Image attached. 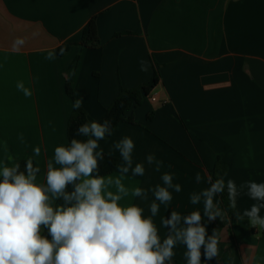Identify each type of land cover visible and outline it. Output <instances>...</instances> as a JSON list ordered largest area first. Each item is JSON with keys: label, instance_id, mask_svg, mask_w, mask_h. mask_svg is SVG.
Here are the masks:
<instances>
[{"label": "crops", "instance_id": "obj_1", "mask_svg": "<svg viewBox=\"0 0 264 264\" xmlns=\"http://www.w3.org/2000/svg\"><path fill=\"white\" fill-rule=\"evenodd\" d=\"M93 17L101 41L96 49L80 45ZM18 36L26 43L16 50ZM65 44L68 50L59 54ZM52 49L56 58L45 59ZM140 60L148 71L140 70ZM155 70L159 84L129 113L134 123H121L99 144L119 165L113 145L123 137L134 141L133 166L143 163L145 174L129 172L126 186L152 189L164 172L181 185L154 217L161 238L168 234L161 217L202 212L190 196L209 186L206 178L217 167L224 166L225 183L233 180L238 188L264 182V0H0V160L6 142L14 162L32 158L43 183L55 147L68 144L74 102L67 83L89 121L98 122L122 89L148 83ZM18 81L31 89L30 98L17 90ZM148 154L163 162L159 172L147 164ZM246 191L237 196L231 221L237 244L221 231L218 264H264V230L238 219L257 203ZM152 200L148 191L147 200L129 196L122 203L140 205L147 216ZM203 223L208 235L216 230L207 217ZM185 251L178 244L173 263L187 264ZM201 253L202 264H211Z\"/></svg>", "mask_w": 264, "mask_h": 264}, {"label": "clouds", "instance_id": "obj_2", "mask_svg": "<svg viewBox=\"0 0 264 264\" xmlns=\"http://www.w3.org/2000/svg\"><path fill=\"white\" fill-rule=\"evenodd\" d=\"M25 43L26 39L18 36L12 47L19 50ZM56 55L55 49L49 50L45 59L54 60ZM139 63L141 71H148L146 61ZM16 88L26 98L32 96L23 81H18ZM81 105L79 98L72 103L73 109ZM77 131L89 138L72 139L70 144L56 146L47 162L43 183L37 181L40 170L32 158L26 160L25 171H20L4 142L5 158L0 160V264H173L178 244L186 245L187 264H202V248L206 260L220 254L221 233L213 230L208 235L203 220L225 218V211L216 201V195L225 187L233 209L237 196L247 190L248 197L257 203L238 215V219L247 218L251 227L264 230V182L248 181L238 188L233 180L225 183L219 177L213 182L208 175L205 182L209 186L190 196L192 205L203 204L202 212L197 209L183 215L173 210L168 218L161 217V226L168 229V234L161 238L154 217L161 205L172 202L173 192L182 190L180 184L173 183L174 175L164 172L160 177L162 183L149 190L126 186L129 172L131 177L145 174L143 163L133 166L135 144L130 137L113 145L123 161L117 166L119 174H94L98 173V161L104 152L99 141L112 134L111 121L93 120ZM19 139L23 142L22 134ZM40 153L39 146L33 148L34 156ZM145 160L160 171L163 162L154 154H148ZM195 179L200 182L204 177L197 173ZM70 184L74 186L71 193L66 191ZM148 191L153 195L148 207L150 215L146 216L140 205L122 203L129 196L147 200ZM59 198L65 203L54 207ZM42 226L48 229L51 239L41 234Z\"/></svg>", "mask_w": 264, "mask_h": 264}, {"label": "trees", "instance_id": "obj_3", "mask_svg": "<svg viewBox=\"0 0 264 264\" xmlns=\"http://www.w3.org/2000/svg\"><path fill=\"white\" fill-rule=\"evenodd\" d=\"M123 34H128V33H118L116 34V36H121ZM80 45L90 49H96L101 45V41L98 35L96 17H93L83 29ZM69 46L70 44L63 45L58 50L59 54H61V49L63 50V52H65L68 50ZM159 81H160L159 72L158 70H155L154 77L148 83L143 84L136 89H122L120 91L119 96L114 100L113 104L107 110H105L104 114L102 115V117L99 119L98 122L103 123L105 120H110L112 126V134L121 123H125V122L134 123V118L129 113L133 110V108H136L142 104L144 97L150 96L152 91L159 84ZM66 92L67 95L73 100V102H75L76 100L75 92L70 83H67L66 85ZM88 122H90L88 114L83 108L79 107L78 109L73 110L72 116L68 124V144H70L72 139L86 141L89 138L88 136L78 134L77 131L81 125ZM112 134L106 135L104 139L99 141V143L110 138ZM18 164L20 171H25L26 161H21ZM117 165H118L117 158L110 155H103V157L98 161V173H94V174H98L100 176H108L116 170ZM211 177L213 182L215 181V179L219 177L224 178V166L223 168L217 167L216 169H214L211 172ZM73 190H74L73 185L70 184L67 186L66 189L67 192L71 193ZM216 201L218 203V206L225 211L226 216L224 219L217 217V219L210 221L211 225L216 230L220 231V233L223 229H227L231 242L237 244L236 236L231 226V221L235 217V209L229 206V197L226 187L222 193H218L216 195ZM64 203L65 202L63 198H59L57 202V206L63 205ZM41 234L43 236H46L48 239H51V236L46 227L42 226ZM173 264H184V263L175 262ZM211 264H218L217 257L213 258Z\"/></svg>", "mask_w": 264, "mask_h": 264}, {"label": "built area", "instance_id": "obj_4", "mask_svg": "<svg viewBox=\"0 0 264 264\" xmlns=\"http://www.w3.org/2000/svg\"><path fill=\"white\" fill-rule=\"evenodd\" d=\"M152 99H153L154 101L156 100V98H155V97H153Z\"/></svg>", "mask_w": 264, "mask_h": 264}]
</instances>
